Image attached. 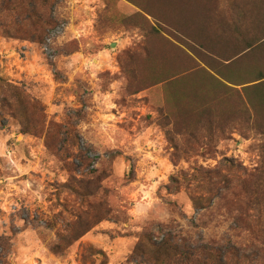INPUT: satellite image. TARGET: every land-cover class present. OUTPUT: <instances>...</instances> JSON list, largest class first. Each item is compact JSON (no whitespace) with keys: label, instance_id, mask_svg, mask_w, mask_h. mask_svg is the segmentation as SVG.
Listing matches in <instances>:
<instances>
[{"label":"rangeland","instance_id":"1","mask_svg":"<svg viewBox=\"0 0 264 264\" xmlns=\"http://www.w3.org/2000/svg\"><path fill=\"white\" fill-rule=\"evenodd\" d=\"M135 1L52 0L42 43L0 27V99L5 80L24 100L0 106V264H155L169 244L264 264L250 84L220 74L243 65Z\"/></svg>","mask_w":264,"mask_h":264},{"label":"trees","instance_id":"2","mask_svg":"<svg viewBox=\"0 0 264 264\" xmlns=\"http://www.w3.org/2000/svg\"><path fill=\"white\" fill-rule=\"evenodd\" d=\"M130 1L141 5L135 0ZM166 2L170 14L173 15L172 18L175 19L172 20L174 30L181 32L182 36L193 44L216 52L222 61L227 62L226 65H243L235 78L220 74L234 85L250 84L245 89L246 100L253 111L249 119L253 120L255 131L261 136L262 166L249 173V176L262 180L264 178V0H239V2L224 0L223 4L219 0H166ZM51 3L52 0H0V27L3 28L4 35L42 43L48 28L56 24V20L48 14ZM145 6L146 14L154 17L155 13L152 9ZM157 14L159 15L158 12ZM143 18L147 20L146 16ZM139 48L141 51L148 49L147 45ZM245 63H252L253 66L247 67ZM1 87L11 90V94L2 96L0 106L16 111L15 99H18V102L24 101L23 96L5 80H2ZM11 95L13 100L10 99ZM168 138L171 140V137ZM179 182L178 178L172 177V183L176 188L181 185ZM201 200V197L194 198L198 208H201ZM171 245L173 244L154 247L152 258L155 264H176V262L242 264L245 260L242 252L238 253L235 259L228 257L227 261H223L220 260V254L212 248L198 247L196 250L185 249L173 252L175 247ZM227 252L232 253L230 250ZM223 256L227 257L225 253Z\"/></svg>","mask_w":264,"mask_h":264}]
</instances>
